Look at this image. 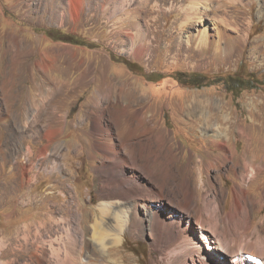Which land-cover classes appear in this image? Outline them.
<instances>
[{
	"label": "rangeland",
	"instance_id": "1",
	"mask_svg": "<svg viewBox=\"0 0 264 264\" xmlns=\"http://www.w3.org/2000/svg\"><path fill=\"white\" fill-rule=\"evenodd\" d=\"M208 2L209 13L217 18L192 16L191 28L181 31L190 0H81L77 13L71 0H0V260L16 256L21 259L12 264H25L35 252L38 264L57 261L51 250L61 245L63 253L65 227L77 226L104 199L99 186L116 171L113 162H103V145L110 142H145L162 135L174 151L173 169L168 165L174 177L166 193H179L176 185L184 167L195 160L193 185L202 187L203 195L206 179L212 177L217 187L225 188L226 211L232 210L234 187L244 172L240 160L264 163V0ZM205 29L214 41L221 31L236 36L235 50L218 56L212 47L198 49L194 35ZM66 35L81 42L62 40ZM192 75L199 84L189 82ZM235 78L239 84L232 87L229 81ZM218 102L239 119L229 141L237 150L236 162L209 171L203 159L221 152V140L202 127L200 111ZM188 106L196 113L189 115ZM136 118L149 130L131 137L129 120ZM238 125L248 128L253 140L240 135ZM47 130L54 132L50 140ZM133 150L140 164L149 162L145 149ZM138 170L141 180L164 183L162 169L149 177L143 167ZM255 178L247 182L251 195L261 200L252 213L253 238L259 225L264 236V168ZM171 203L163 204L164 216L178 209ZM82 224L76 236L85 242L89 234L86 221ZM207 250L208 259L222 260ZM94 256L97 264L174 263L163 259L153 238L132 221L122 243L110 248L105 259Z\"/></svg>",
	"mask_w": 264,
	"mask_h": 264
},
{
	"label": "bare ground",
	"instance_id": "2",
	"mask_svg": "<svg viewBox=\"0 0 264 264\" xmlns=\"http://www.w3.org/2000/svg\"><path fill=\"white\" fill-rule=\"evenodd\" d=\"M182 1L184 2V0ZM208 1L209 0H190V4L184 8L185 16H183L184 19L182 18L181 31L185 30V28L190 25L189 23L192 16L204 19L217 18H214L212 14L209 13L212 4ZM80 3L81 0H71L75 13H77ZM262 12L260 8L259 14ZM135 24L137 23L135 22ZM222 24H224V21ZM221 32L219 33L220 35L217 34V36H219L217 41H214L215 38L213 40L210 39L212 34H208L206 29L203 30V32L200 31L197 37L194 35V40L199 44L198 49L212 47L215 55H230L233 50H235L234 45L238 39L232 34L224 35V32ZM180 44L183 45V42ZM10 80H12V77ZM43 87L44 86H41V91H44ZM195 111V108L192 109L188 106L187 113L189 115L196 113ZM200 113L201 118L205 120V124H203L202 127L210 129V135L221 140L218 142L221 152L218 151L217 154L209 153V156L203 159L205 161L204 166H206L207 170L211 171V169L208 168H218L224 164L226 165L227 161L236 162L237 150L229 147V141L232 139L230 130L239 122V119L235 118L232 110L229 111L227 105L221 102H218L215 106H212L206 111H200ZM138 117H140V113ZM129 123L131 137L137 135L139 132L146 133L149 130V127H145L144 120L140 118H136L133 121L129 120ZM100 129L101 127L98 130L101 131ZM237 129L240 135H246L249 140L252 139V136L247 130L248 128L246 129L244 126L238 125ZM52 133L54 132L50 130L46 131V136L49 140L51 139ZM98 146H102V144ZM104 146H107V149H104L103 152L106 153V156L103 157V162H113L116 166L115 173L112 172L114 174L113 178L103 179L101 186H99L101 193L104 195V199L96 209L93 210L92 207V209L87 212V215L83 214V218H81L79 223L80 225L77 223L78 225H74L75 227L71 225L65 227L68 239H62L63 250H61L63 253H61L58 248L59 246L62 247L61 245L58 247L54 246L51 250V254L57 258V261L54 260L49 264H97L99 259L94 255L99 253L105 259L109 254L110 248L122 243L124 234L126 230L129 229L131 221L132 223L134 222L136 228L140 229L142 234H149L153 238V244L161 251L163 259L172 260V262H174L173 264H253L248 262L245 257V254L248 253L259 255L263 257L262 260H264V236L260 225L257 226V230H255L258 233L256 238L251 237L249 234V231L253 227L252 213L261 205V200L257 198L258 196L255 197L251 195L249 184L247 183L249 178L253 179L257 174H260L264 168V163H258L255 158L251 159L249 157L240 160L244 170V172L240 174L242 181L237 183L234 187L233 208L231 211L227 212L223 196L225 188L222 189L221 186L217 187V183L212 177L206 179V189L203 195H201V190H203L202 187H199L198 184L195 186L193 185L191 172H193L195 168L193 165L195 166L198 162L195 160H190L184 167L182 181L176 185L178 186L177 190L179 193H176L177 191L171 195L166 193L165 188L169 185V179H173L174 177L173 171L168 170L169 163L170 169H173L174 151L170 144L167 145V143L164 142L162 135L154 134L145 142L128 140L126 143L120 145L110 142L103 145V147ZM138 147L142 151L144 149L147 151L146 156L149 162L140 164L133 150ZM43 152L46 156V147H44ZM94 153L93 158H98L97 154ZM101 156H103V154ZM191 156L193 159V153ZM199 163H203V161L201 160ZM98 166L99 164H96V167ZM126 167L132 169L131 173L128 172ZM141 167H143V171L148 172L146 173V175L148 174L147 177L156 174V169H162L163 176H165L164 183L152 179L148 181L141 180L138 170V168L141 169ZM154 167L155 169H153ZM189 168L191 169L188 170ZM104 171L107 172L106 170ZM170 186L174 187L171 184ZM211 190L214 191L213 194H210ZM168 200L170 203H176L180 208H171L170 211L167 212V216H164L163 213H165L166 210L163 204ZM200 200L204 203L203 206L200 205ZM141 213L144 214L141 215ZM83 221H86L84 230L86 234H89L85 242H82L76 236V234L80 235V231L83 230L79 227ZM260 223L264 225V219H262ZM195 224H197L196 227ZM232 233L236 235V237L229 238L228 236ZM8 240L9 239H7V241ZM207 248L213 249L216 255L223 261L218 258L214 260H211V258L208 259V256L211 254H208L209 250H207ZM26 251L27 250H25V252ZM224 251L226 255H224ZM219 252L220 255H218ZM31 254L32 255L27 258L28 260H23L25 262H22L25 264H38L39 262H36L34 257L36 253L34 252ZM227 254H230L233 258L227 256ZM223 255L224 258H222ZM108 257L112 261L116 260L113 256ZM15 258L16 261L21 259V257L19 258L16 256ZM14 259L0 260V264H12L14 263ZM259 263L264 264V261L263 263L259 261Z\"/></svg>",
	"mask_w": 264,
	"mask_h": 264
},
{
	"label": "trees",
	"instance_id": "3",
	"mask_svg": "<svg viewBox=\"0 0 264 264\" xmlns=\"http://www.w3.org/2000/svg\"><path fill=\"white\" fill-rule=\"evenodd\" d=\"M62 40L64 39V40H72V41H74V42H76V43H79V42H81V40H80V38H78V37H75V36H71V35H66V36H63V38H61ZM189 82H191V83H193V84H199L198 82H196V79H195V76L194 75H192L190 78H189ZM237 79L235 78L234 79V81H229V83H231V86L232 87H236L239 83H237V81H236ZM246 82V83H245ZM243 83H245L246 85H248L247 84V81H244ZM245 84H243V85H245ZM248 86H251V85H248ZM252 255H254V256H257V255H255V254H252Z\"/></svg>",
	"mask_w": 264,
	"mask_h": 264
}]
</instances>
